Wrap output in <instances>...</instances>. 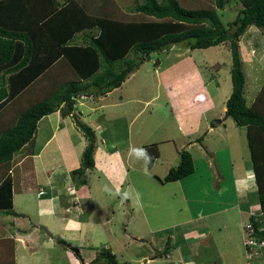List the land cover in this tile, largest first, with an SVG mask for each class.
I'll return each mask as SVG.
<instances>
[{
  "label": "trees",
  "instance_id": "obj_1",
  "mask_svg": "<svg viewBox=\"0 0 264 264\" xmlns=\"http://www.w3.org/2000/svg\"><path fill=\"white\" fill-rule=\"evenodd\" d=\"M232 1L190 7L180 0H134L129 8L143 17L131 18L102 12L92 0H0V114H7L0 119V166L8 168L14 154L33 138L40 119L60 111L74 119L87 139L81 165L71 172L77 186L85 185L86 171L95 167L96 131L75 113L77 99L107 95L153 53L173 45L199 49L226 42L232 55L226 113L247 130L261 211V222L251 218L252 234L264 239V83L249 105L239 44L252 25L264 32V0H236L241 8L226 24L218 9ZM197 141L202 144L203 137ZM144 151L152 167L160 156L157 144L145 145ZM194 171V158L184 149L179 164L156 179L178 181ZM11 187L8 175L0 184V212L20 215L12 207ZM12 255L2 254L0 264ZM90 264L128 263H119L110 249L101 248Z\"/></svg>",
  "mask_w": 264,
  "mask_h": 264
},
{
  "label": "crops",
  "instance_id": "obj_2",
  "mask_svg": "<svg viewBox=\"0 0 264 264\" xmlns=\"http://www.w3.org/2000/svg\"><path fill=\"white\" fill-rule=\"evenodd\" d=\"M92 1V4L99 7L102 12L115 11L126 17H143L129 8L134 0ZM180 1L183 3L184 0ZM97 10L99 11L98 8ZM253 27L255 25L250 26L240 38L241 57L242 61L245 60L244 55L249 62L256 60V69L260 65L262 70L260 63L264 65V52L259 54L253 42L250 43L248 50L244 46L247 42L243 43V38L250 35V32L259 33ZM222 44L229 45L226 42ZM257 56L258 59H256ZM219 80H217L216 88L221 91ZM263 83L264 81L255 92L254 99ZM123 84L107 95L87 96L88 101L81 102V105L76 103L75 113H81V120L91 125L96 131L95 167L86 171L85 185L77 186L71 172L81 165L82 153L88 143L87 139L76 126L74 119L71 116H63L60 111L40 119L33 138L14 154L8 168L7 165L0 166V184L9 175L12 182V207L20 214L0 212L3 217L1 219L3 228H0V247L4 243L7 244L6 248L4 250L0 248V251L4 254L13 253L12 257L7 258V263H2L31 264L35 255L43 257L38 253L44 250V245H56L55 241H58V244L65 249H77L76 253L81 257L82 264H90L89 262L95 258L100 248L96 249L97 252L94 250L91 257H85L86 259L83 258V253L86 247L93 244L98 246L101 243L99 238L103 227H107L112 235L111 243L116 244L119 241L114 231L117 212L113 209L115 204L108 206L111 207V214L108 211L110 216L107 217L99 215V211L103 212V209L96 207L97 200L102 195L106 196L105 191L111 188L119 193L118 211L123 207L121 211L124 225L123 244H126L129 238L128 243L149 239L152 244L149 251L157 249L154 255L142 252L140 257L143 263H152L158 261L159 257H165L169 264H264V246L247 247L243 238L244 224L251 222L252 217L261 222V211L254 200L257 185L253 167L245 159L239 163L227 164L228 157L230 160L233 159L229 148H216L212 146L214 144L210 143L208 138L203 139L202 144L200 143L203 147L202 155L199 157L202 159V173L198 180L196 181L197 178L194 179L192 176L196 172L194 171L178 181L168 182L182 185L185 206L188 205L189 209L187 210L184 206V213L191 212L192 218L179 222L167 219L171 213L172 216L175 212L174 206L172 212L166 208L159 210L166 205L170 207L169 201H164V206L162 205L163 197H160V193H158L159 196L153 192L147 196H141L140 190L146 188L148 181L145 183L139 181L141 185L138 187L129 177L132 171L140 172L128 163L135 150L128 133L120 139H104L102 137L103 123H97L93 118L92 121H88L85 117L113 106L122 98H128L125 93L112 101H107L110 94L123 89ZM228 95L225 96V100L229 98L230 95ZM83 96H80L77 102L79 99H84ZM97 100L103 101L102 104H92V101ZM225 100L222 101L223 112L227 110ZM119 104L121 106L124 103L119 101ZM80 106H83L84 110L79 109ZM105 116H107L106 113H104ZM226 116H228L227 113ZM5 117L7 114L2 111L0 119ZM223 121L218 120L216 122L218 125L209 127L206 134L212 137L216 135L224 124ZM97 130L101 138L98 137ZM196 142H198L197 139L194 144L190 141L185 148L195 147L199 144ZM191 154L196 165V158L193 153ZM159 158L160 156L155 161L157 162ZM140 174L144 176L143 173ZM131 193L134 195L133 200L129 196ZM16 204L20 206V209L16 207ZM150 207L157 210L159 215L166 213L165 216H161L166 219L160 221L161 225L158 227L152 225L145 216L143 210L147 211L146 208ZM129 214H131L130 218ZM139 214L145 216L142 220V231L139 230V234L132 233L131 227ZM195 222L201 223V228L190 227L183 233H177V230H174L181 225H190ZM260 225V228L263 227L262 224ZM157 234L160 237L159 241ZM164 243L166 245L163 248ZM103 248L110 249L113 253L115 251L109 243H105ZM127 263L129 264L130 261Z\"/></svg>",
  "mask_w": 264,
  "mask_h": 264
},
{
  "label": "rangeland",
  "instance_id": "obj_3",
  "mask_svg": "<svg viewBox=\"0 0 264 264\" xmlns=\"http://www.w3.org/2000/svg\"><path fill=\"white\" fill-rule=\"evenodd\" d=\"M183 3L196 7V5L203 4L213 5L214 0H184ZM240 8L241 4L233 0L231 3L227 4L225 8L218 9V14L223 22L228 24L236 18ZM253 28L257 29L259 33L250 32V35H246L243 38V43H245V41L247 42L244 46L248 50L251 46L250 43L253 42V44H256V48L260 54L264 52V32L256 26ZM243 52H246V50H243ZM244 59L243 69L246 76L245 96L247 98V103L250 105L254 99L255 92L260 87L262 81H264V65L260 63L263 69H260V65L256 69V60L254 62H249L246 60V55H244ZM256 59H258V56ZM157 60L159 63L155 64ZM231 68L232 55L229 45L227 44H219L217 46L199 49H191L181 44L173 45L168 51L153 53L151 57L145 60L140 68L132 73L124 82L123 89L109 95L107 101H112L120 94L125 95L126 93L125 96L128 98H120L121 100H119L124 103L123 105L120 106L119 101H117L113 106L105 110L101 109L91 116L85 115L88 121L93 118L95 122L103 123L104 133L102 137L104 139H120L126 135L125 133H128L130 141L135 147L133 155L128 163L131 167L136 168L138 172L144 174L143 176L140 173L132 171L129 173V177L133 179L132 183L138 187L141 185L139 181H141V183L148 181L146 182V188L140 190L142 193L141 196H147L152 192L155 193L156 196H159L158 193H160V197H163L161 198L162 205L164 201L170 202V207L166 205V207L159 208V210L166 208L172 212L174 206L175 212L172 216L171 213L167 219L179 222L193 217L191 212L186 211L184 213V206L186 204L184 201V191H182L181 188L182 185L179 183L165 184L156 181V176L164 178L171 167H176L179 164L181 160V151L184 149L193 153L196 158L195 168L197 169H195L196 172H194L192 176L194 179L197 178L196 181L198 180L200 173H202V159L199 157L202 155L201 150L203 147L200 145L201 142H199V144L196 142L197 145L195 147H190V149L185 148L190 141L194 144L196 139L200 137H203V139L208 138L209 142L214 144H211L212 146L216 148L227 147L231 150L233 159L230 160L228 157L229 160H227V164H230V162L239 163L245 159L248 160V163L252 166L250 151L247 145L246 127L237 126L232 117L226 116V112H223L222 101L225 100V96L228 94L230 95L232 91ZM218 79H220L219 89H221V91L216 88ZM83 98L85 100L79 99L77 103L81 105V102L88 101L87 98L89 97L86 95L83 96ZM226 101L227 100H225L224 104H226ZM102 102L101 100H97L92 101V104H102ZM79 109L84 110V107L80 106ZM104 113H106L108 117H104ZM221 119L224 120V124L221 126L220 131L213 137L210 134H206L207 131H209V127L218 125L216 122ZM97 134L98 137L101 138L98 130ZM151 143H156L160 152V158L157 162L155 161L152 168L147 164L146 155L140 154L141 151L145 154L144 146ZM137 176L140 179H138ZM105 192L106 196L102 195L100 199L97 200L96 207L103 209V212L99 211V215L102 214V216L104 215V217H107L111 214V207L108 206L115 204L113 209H116L117 212L114 231L117 233L116 236L119 241L116 244L111 243L112 235L107 227H103L99 238L101 243L98 246L93 244L90 247H86L83 258L91 257V253L94 250L97 252V248L101 249L105 246V243H109L112 249L115 250L114 253L119 263L130 261L129 264H146L141 260V253L148 252V255H154L157 249L152 252L149 251L152 247L149 239L128 243L130 241L129 238L128 242L123 244L124 225L121 216L123 207L118 211L120 208L117 204L119 193L111 188ZM129 196L132 200L134 199L133 193ZM254 197L256 198L254 200L256 201L257 208L260 209L258 194H256V196L254 195ZM155 201L157 200L155 199ZM16 207L20 209V206L17 204ZM105 208L107 209L105 210ZM185 208L189 210L188 205L185 206ZM146 209L148 210H143L146 214L144 215L149 219L152 225L158 227L161 225L159 222L166 219L161 218V216H165L166 213L165 215H159L157 210H154L152 207ZM86 213L88 214L89 212ZM145 216L143 217V214H139L140 218L136 216V220H134L135 222L131 227L132 233L136 232L139 234V230L142 231V220ZM130 217L131 214H129V218ZM2 218L3 217L0 215V228H3ZM126 222H128L127 219ZM243 226L246 227V225ZM190 227L201 228V223L198 222V224H196L195 222L190 225H181L178 229L174 230H177V233H183L184 230ZM156 236L159 241V235L157 234ZM243 236L245 243L247 236L245 230H243ZM55 242L56 245H44V252L38 253L43 257L35 255L33 257L34 261L31 262V264L83 263L79 254L76 253L77 249L68 250L63 248L61 244H58V241ZM165 245L166 243L163 244V248ZM183 247L185 248L187 246ZM184 251L187 252L186 249H184ZM2 254L5 255L3 251H0L1 260L5 257H1ZM147 264H169V262L165 257H159L158 261Z\"/></svg>",
  "mask_w": 264,
  "mask_h": 264
},
{
  "label": "built area",
  "instance_id": "obj_4",
  "mask_svg": "<svg viewBox=\"0 0 264 264\" xmlns=\"http://www.w3.org/2000/svg\"><path fill=\"white\" fill-rule=\"evenodd\" d=\"M245 233L247 234L245 239V245L250 246H264V239H258L252 233L254 232V226L252 222L247 223L244 227Z\"/></svg>",
  "mask_w": 264,
  "mask_h": 264
},
{
  "label": "clouds",
  "instance_id": "obj_5",
  "mask_svg": "<svg viewBox=\"0 0 264 264\" xmlns=\"http://www.w3.org/2000/svg\"><path fill=\"white\" fill-rule=\"evenodd\" d=\"M141 155H145L144 153H143V151H141V153H140ZM249 223V222H248ZM244 225H247V223L246 224H244ZM243 227H245V226H243ZM244 229V228H243Z\"/></svg>",
  "mask_w": 264,
  "mask_h": 264
}]
</instances>
